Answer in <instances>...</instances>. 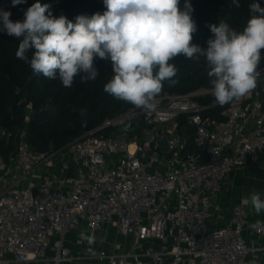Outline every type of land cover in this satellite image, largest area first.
<instances>
[{
	"label": "built area",
	"instance_id": "1",
	"mask_svg": "<svg viewBox=\"0 0 264 264\" xmlns=\"http://www.w3.org/2000/svg\"><path fill=\"white\" fill-rule=\"evenodd\" d=\"M211 93L165 94L156 111L133 107L57 151H33L20 131L14 153L0 154V264H264V223H249L243 204L229 223L209 224L229 174L264 155V96L257 82L213 117L206 111L217 102L194 98ZM116 127L124 132L106 136ZM138 127L141 135H131Z\"/></svg>",
	"mask_w": 264,
	"mask_h": 264
},
{
	"label": "clouds",
	"instance_id": "2",
	"mask_svg": "<svg viewBox=\"0 0 264 264\" xmlns=\"http://www.w3.org/2000/svg\"><path fill=\"white\" fill-rule=\"evenodd\" d=\"M25 2L11 0L13 7ZM232 4L240 7L239 0ZM103 5V14L78 15L75 22L54 16L51 5L39 0L27 8L23 21L11 20L12 13L0 9V31L19 40L15 55L29 64L33 75L59 78L65 88H71L77 76L82 83L95 81V60L110 61L114 75L104 91L145 111H156L165 82L169 87L179 83L172 63L178 56L204 58L220 106L240 101L257 87L264 50V7L257 0L249 5L251 18L242 31L224 20L209 24L212 36L206 48L192 43L197 24L189 0L183 10L180 0H103ZM243 203H250L257 215L264 212L257 191ZM262 223L256 221L254 227L259 230ZM81 237L95 242L94 235ZM249 264H256L255 259Z\"/></svg>",
	"mask_w": 264,
	"mask_h": 264
},
{
	"label": "trees",
	"instance_id": "3",
	"mask_svg": "<svg viewBox=\"0 0 264 264\" xmlns=\"http://www.w3.org/2000/svg\"><path fill=\"white\" fill-rule=\"evenodd\" d=\"M37 0H26L25 3L12 6L11 0H0V9L12 13L10 19L23 21L24 12ZM41 4L51 5L54 16L65 15L67 9H71L70 18L75 22L78 15L91 16L106 10L103 0H39ZM185 0H180V8L183 10ZM194 11L192 19L197 24V31L193 34V44L202 48L207 47V40L212 34L209 24H218L220 20L229 23L237 31H242L247 21L251 18L249 5L256 0H239L240 7L232 4V0H189ZM264 7V0H257ZM19 40L0 31V132L2 119L5 115L11 118L8 128L10 137L0 136V154L7 158L14 153L19 132L25 131L27 142L35 152H47L60 150L74 139L84 133L81 118L78 112L89 109L93 127L101 126L106 120L118 118L134 106L115 99L104 91V85L114 75L110 61L95 60V66L99 74L95 81L82 83L80 76L75 78L71 88H65L59 78L49 80L43 75H33L28 63L16 57ZM29 58L32 52L27 53ZM178 69L175 79L179 81L174 87H169L165 82L162 94L184 95L201 89H212L211 78L208 76V68L201 57L199 61L185 59L178 56L172 61ZM264 68V50L261 52V61L258 69ZM260 92L264 96V74L258 79ZM199 103L209 105L216 103L211 94L194 97ZM72 106L71 112L53 114L47 122L40 123L35 120H26L27 109L34 111L41 109L63 108ZM229 106L215 104L206 111L207 114L218 117V110ZM143 125V124H141ZM113 128L105 132L110 137ZM141 128H136L131 135L140 133ZM191 134V130H188ZM196 147L191 144L189 150Z\"/></svg>",
	"mask_w": 264,
	"mask_h": 264
},
{
	"label": "crops",
	"instance_id": "4",
	"mask_svg": "<svg viewBox=\"0 0 264 264\" xmlns=\"http://www.w3.org/2000/svg\"><path fill=\"white\" fill-rule=\"evenodd\" d=\"M253 191L259 192L261 194V198L264 199V155H262L258 163L246 167L236 168L229 174L225 181L223 192L213 198L214 214L211 217L209 224L212 226H221L229 223L232 218L233 207L236 204H243L247 208L249 211V223H256V221L264 222V212L257 215L250 203H243L244 198L250 197V194ZM103 234V232H100L99 236L101 237ZM244 234L247 238H256L255 233L251 229H247ZM69 237L71 241L70 247L74 252H76L78 247L74 244V241L77 238V235L70 234ZM258 242L261 245H264V237L259 239ZM67 264L95 263L94 261H86Z\"/></svg>",
	"mask_w": 264,
	"mask_h": 264
},
{
	"label": "water",
	"instance_id": "5",
	"mask_svg": "<svg viewBox=\"0 0 264 264\" xmlns=\"http://www.w3.org/2000/svg\"><path fill=\"white\" fill-rule=\"evenodd\" d=\"M70 11L71 9H67L65 12V17L69 20H71L70 18ZM72 111V106H68V107H63V108H55L53 110L50 109H41V110H37L34 112L33 114V120L40 122V123H45L47 122V120L52 117L53 114H58V113H64V112H71ZM78 114L80 115L81 118V123L83 125V129L84 131H90L93 129V124H92V118H91V113L89 109H83L80 110L78 112ZM139 121V120H138ZM135 121L133 122L132 126L130 127V129H132L134 127V125L138 122ZM11 125V118L9 115H5L2 119V127L8 129ZM161 149L164 152L168 151V146H167V139L164 138L161 142ZM205 151L206 149L203 150V158H206L205 155ZM138 155L142 158L144 164L147 163V155L144 154L141 150L138 152Z\"/></svg>",
	"mask_w": 264,
	"mask_h": 264
},
{
	"label": "rangeland",
	"instance_id": "6",
	"mask_svg": "<svg viewBox=\"0 0 264 264\" xmlns=\"http://www.w3.org/2000/svg\"><path fill=\"white\" fill-rule=\"evenodd\" d=\"M201 90H207V89H201ZM124 132V129L123 127H116V128H113L112 129V134L110 137H115V136H118L120 134H122ZM214 213H212V216H213Z\"/></svg>",
	"mask_w": 264,
	"mask_h": 264
}]
</instances>
